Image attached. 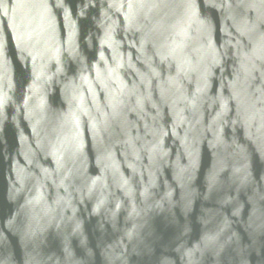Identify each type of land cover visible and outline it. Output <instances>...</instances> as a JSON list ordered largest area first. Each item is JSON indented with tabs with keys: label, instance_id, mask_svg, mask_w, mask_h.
Wrapping results in <instances>:
<instances>
[{
	"label": "water",
	"instance_id": "1",
	"mask_svg": "<svg viewBox=\"0 0 264 264\" xmlns=\"http://www.w3.org/2000/svg\"><path fill=\"white\" fill-rule=\"evenodd\" d=\"M0 264H264V0H0Z\"/></svg>",
	"mask_w": 264,
	"mask_h": 264
}]
</instances>
